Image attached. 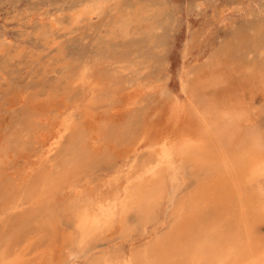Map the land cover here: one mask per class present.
Masks as SVG:
<instances>
[{
    "label": "rangeland",
    "instance_id": "1",
    "mask_svg": "<svg viewBox=\"0 0 264 264\" xmlns=\"http://www.w3.org/2000/svg\"><path fill=\"white\" fill-rule=\"evenodd\" d=\"M261 15L264 0H0V264L6 253L19 264H154V252L179 237L204 264L219 220L264 202V175L242 182L247 207L234 190L222 197L219 173L172 153L163 111L184 97L186 74ZM122 86L146 91L117 129L108 121ZM257 103L246 124L264 162ZM74 163L85 166L67 185L61 177ZM155 181L160 189L148 190ZM85 210L97 223L83 234Z\"/></svg>",
    "mask_w": 264,
    "mask_h": 264
},
{
    "label": "bare ground",
    "instance_id": "2",
    "mask_svg": "<svg viewBox=\"0 0 264 264\" xmlns=\"http://www.w3.org/2000/svg\"><path fill=\"white\" fill-rule=\"evenodd\" d=\"M251 30L255 31L257 36H250L248 32ZM232 33L235 32L233 31ZM263 53L264 16L261 15L248 26L241 27L235 35L233 34V36L226 40L222 49L211 57L210 63L198 67L195 66L193 71L190 70L192 73L186 74L185 78L186 87L182 88L184 97L182 96L181 98L183 99L173 97L167 99L163 111L164 127L167 130V135H169L168 141L171 145V151L176 156L177 160H187V162L192 163L194 167L202 168L203 170H215L221 177L219 187H222V190L220 188L218 190L221 196L226 193L229 194L234 190L237 196L234 198L242 204L243 208L248 205H246L247 202L245 204L243 202L244 200L242 201V182L246 181L244 183L248 185L252 180L254 181L264 175V162L259 155V151H257L259 148V139L254 130L247 127L246 124L250 116V103L258 102L257 104L264 107ZM90 79L91 78L82 75L81 80H84V82L81 85V89L86 90L87 86L92 84V82H89ZM116 86L118 87V85ZM145 87L136 86L124 89L122 86L115 90L116 92L112 94V99L115 96L116 98H114L111 104L114 114L109 118L111 121L113 120L115 122L108 121V124H112L117 129L121 128L123 126L121 123L124 122L123 119L127 115L132 116L135 107L142 104L143 95L146 91ZM150 87V89H154L151 85ZM149 91L150 90L147 92ZM84 109V115H88L91 112L88 103H85ZM161 122L156 123H160L161 125L163 123ZM146 132L147 131H145V133ZM90 141H92V138ZM157 141L156 143H158ZM165 150L166 149H164V151ZM89 153H87V155H89ZM84 166L85 165L82 163L70 165L69 170H66V174L61 177L64 180L63 182H66L67 185H71L70 183L76 177L75 175H80ZM74 172H76L75 175L72 174ZM56 180L58 181V179ZM158 181H155L153 185L150 184L151 186H149L148 190L154 188L158 189V185H161ZM60 182L63 183L62 180H60ZM50 193H48V196H51ZM86 197V205L93 204L95 197L91 195L87 196V194ZM140 198H142V195H140ZM140 198L137 202H140ZM217 198H219V196ZM43 201L45 202V200ZM53 205L54 203L51 202H48L46 205L48 211L50 210L51 213L54 212L52 208ZM92 206L93 205H90V209H93ZM229 206L231 205L229 204ZM252 206L254 208L241 209V212L234 221L225 222L224 220H219L220 222L216 225V231L212 238L214 244L213 250L210 253L211 255L205 259L204 264H264V202L260 204L255 201ZM101 213H103V211ZM96 215L97 213L89 211L81 215L80 229L83 234L97 223ZM179 239L170 238L167 241L165 240L166 242L163 246L160 247L157 252H154L153 263L182 264L178 261L179 257L184 256L186 258L187 256L185 264H194L196 259L190 252V242L185 244L184 241H179ZM193 241L195 242V240ZM193 244L197 245V243ZM185 246H188V248ZM11 253L13 252H10V254ZM7 254L8 253L1 256L3 264H19L13 259L6 260Z\"/></svg>",
    "mask_w": 264,
    "mask_h": 264
}]
</instances>
